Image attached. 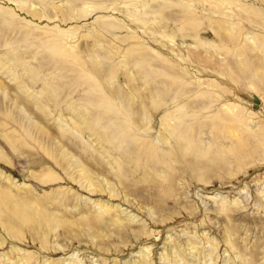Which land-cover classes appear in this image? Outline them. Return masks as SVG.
Wrapping results in <instances>:
<instances>
[{
  "label": "rangeland",
  "instance_id": "obj_1",
  "mask_svg": "<svg viewBox=\"0 0 264 264\" xmlns=\"http://www.w3.org/2000/svg\"><path fill=\"white\" fill-rule=\"evenodd\" d=\"M4 189V264H264V0H0Z\"/></svg>",
  "mask_w": 264,
  "mask_h": 264
},
{
  "label": "bare ground",
  "instance_id": "obj_2",
  "mask_svg": "<svg viewBox=\"0 0 264 264\" xmlns=\"http://www.w3.org/2000/svg\"><path fill=\"white\" fill-rule=\"evenodd\" d=\"M68 134V133H67ZM99 138H100V136H99ZM101 139V138H100ZM102 141V140H101ZM105 148V147H104ZM82 166V171L84 172V174H85V177H86V179L87 180H89V182H93V179H91V175H90V171H89V168H87L84 164H82L81 165ZM84 166V167H83ZM121 170H122V168H120ZM119 171H117V174H119L118 173ZM118 176V175H117ZM92 180V181H91ZM121 181V180H120ZM123 181V180H122ZM95 183V182H94ZM123 183V182H122ZM91 184H93V183H91ZM100 187H101V185H100ZM7 193V191L4 189V190H1L0 191V197H2V198H6V197H11V194L10 193H8V194H6ZM128 193V192H127ZM113 194V193H112ZM104 206L106 205V204H103ZM108 206V205H107ZM103 207V206H102ZM14 209V208H13ZM105 210H107V208H105ZM110 209H108L107 211H109ZM223 211L224 212H228L229 211V209L228 208H225L224 207V209H223ZM231 212V211H230ZM225 214H227V213H225ZM101 215H103V214H101ZM229 218H231V216L229 215L228 216ZM229 218H228V220H229ZM2 218H1V216H0V220H1ZM2 221V220H1ZM5 223V222H4ZM3 226H5V225H3ZM230 230H234V231H237L235 228L233 229V228H231ZM233 231V232H234ZM227 232H229V231H227ZM229 234H230V236H229V239H228V243L232 246V247H235L236 245V243H234V240L232 239V236H233V233L230 231L229 232ZM136 236L137 237H139L137 234H136ZM3 244H5L3 241H0V246L1 245H3ZM175 254H178V252L176 251L175 252ZM5 255H7L8 256V254H5ZM4 256V255H3ZM6 256V257H7ZM10 256V255H9ZM12 256V255H11ZM31 256H27L26 258H27V260H29V258H30ZM13 258V257H12ZM12 258H10L9 257V259H10V264H17V262L16 261H12ZM25 258V257H24ZM22 260H24L23 258H22ZM31 260H32V257H31ZM11 261H12V263H11ZM25 261V260H24ZM30 261V260H29ZM28 261V262H29ZM23 262V261H22ZM251 262H252V260H251ZM251 262H249L248 261V263L246 262L245 264H251ZM25 263V262H24ZM30 263V262H29ZM144 263L146 264L147 262L146 261H144ZM0 264H4V263H1L0 262ZM7 264H8V262H7ZM21 264V263H20ZM72 264H76V263H72Z\"/></svg>",
  "mask_w": 264,
  "mask_h": 264
}]
</instances>
